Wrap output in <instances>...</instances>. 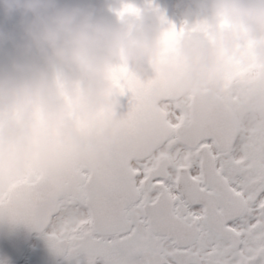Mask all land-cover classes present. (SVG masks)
<instances>
[{"label":"flooded vegetation","instance_id":"af4514ba","mask_svg":"<svg viewBox=\"0 0 264 264\" xmlns=\"http://www.w3.org/2000/svg\"><path fill=\"white\" fill-rule=\"evenodd\" d=\"M36 1L0 0L1 42L29 45ZM170 1L193 76L158 107L175 130L190 125L193 95L210 94L196 140L169 133L125 166H78L72 192L38 214L43 194L24 189L39 175L19 147L29 125L0 90V264H264V0Z\"/></svg>","mask_w":264,"mask_h":264},{"label":"water","instance_id":"95a60500","mask_svg":"<svg viewBox=\"0 0 264 264\" xmlns=\"http://www.w3.org/2000/svg\"><path fill=\"white\" fill-rule=\"evenodd\" d=\"M171 8L170 0H37L26 15L29 45L0 41V90L29 125L19 147L39 175L24 189L43 194L38 214L72 192L78 166H125L169 133L186 146L196 140V109L210 94L193 95L190 125L175 130L158 107L178 100L193 76L194 50Z\"/></svg>","mask_w":264,"mask_h":264}]
</instances>
